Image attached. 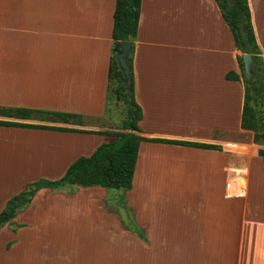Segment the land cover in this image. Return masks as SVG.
Instances as JSON below:
<instances>
[{
  "label": "crops",
  "instance_id": "obj_1",
  "mask_svg": "<svg viewBox=\"0 0 264 264\" xmlns=\"http://www.w3.org/2000/svg\"><path fill=\"white\" fill-rule=\"evenodd\" d=\"M247 1L264 62V0ZM114 8L115 0H0V108L75 113L81 123L42 114L0 120L112 132L100 121L108 113ZM241 54L215 0H141L132 61L138 134L220 149L139 143L126 199L146 240L110 230L119 215L107 210L103 187L70 195L39 189L1 226L0 264H264V163L253 131L240 126L243 83L225 77L240 75ZM110 137L0 125V212L28 183L59 178ZM236 164L247 171L246 197L212 193L220 170ZM159 168L165 180L150 172ZM187 169L196 170L192 183L207 186L195 200L155 187L182 184Z\"/></svg>",
  "mask_w": 264,
  "mask_h": 264
},
{
  "label": "trees",
  "instance_id": "obj_2",
  "mask_svg": "<svg viewBox=\"0 0 264 264\" xmlns=\"http://www.w3.org/2000/svg\"><path fill=\"white\" fill-rule=\"evenodd\" d=\"M140 1L115 0L113 12L112 47L107 75V101L109 103L113 94L115 98L121 99L126 106V114L121 123L122 131L99 132L59 125L0 120V125L6 126L42 128L67 132L104 133L114 136L110 141L100 143L90 155H81L74 159L59 178H40L28 183L23 190L9 198L4 209L0 212V228L3 224L12 220L17 212L27 208L34 194L41 188L61 190L65 185H76L79 187L99 186L106 190H130L139 143L141 141L220 149V145L215 144L180 139L148 138L138 134L140 132L138 121L141 119L142 110L134 98L132 61L134 42L138 30ZM215 2L233 35L236 49L241 53H250L252 55L253 66L248 79L245 77L241 55H237L240 75L235 71H230L226 73L225 77L230 80L242 81L244 95L240 126L241 128L253 131L254 143L264 145V62L255 40L248 1L215 0ZM122 40H130L132 42L131 52L128 57L131 76L128 90L125 89V80L115 58L116 53L120 50ZM39 114H42L39 118L44 121L81 123V115L75 113L30 108H0V115L7 117L30 120L35 119V116ZM258 155L264 163V148L260 147L258 149ZM75 191L71 190L65 193L70 195ZM116 197L117 201L121 204L122 210L126 213L125 223L127 224L124 225V228L136 233L141 239L146 240L143 228L139 226L135 219L134 208L127 204V199H125L124 195ZM105 202L107 204V198Z\"/></svg>",
  "mask_w": 264,
  "mask_h": 264
},
{
  "label": "rangeland",
  "instance_id": "obj_3",
  "mask_svg": "<svg viewBox=\"0 0 264 264\" xmlns=\"http://www.w3.org/2000/svg\"><path fill=\"white\" fill-rule=\"evenodd\" d=\"M173 1H178V0H173ZM255 7L257 8V4H255ZM114 86V83H113ZM108 113L106 114V118L105 120L100 121L101 125L110 129L113 132H119L122 131V120L125 117L126 114V106L124 105L123 101L121 99H117L115 98V96L112 94L111 95V99L109 100L108 103ZM114 136L111 135L110 139H113ZM66 142V141H64ZM67 144V142L65 143ZM259 147L264 148V145L259 144ZM182 169V168H181ZM184 169V168H183ZM232 169V173L234 174V170H239V169H243L241 167L240 164H236L235 168H230L229 167L227 169H221L220 170V183L211 186V191L212 193L215 194H219V193H223V197L224 193H225V179L226 177L230 174V171ZM151 173L156 174L157 176L161 177L163 180H165L166 175L168 174V171L164 170V169H153L150 170ZM183 172L185 175L181 176L183 178L182 180V184H174L173 182L170 184H160L159 186H155L158 189H162V188H169L171 190L174 189H178V191H181L185 194V196H188V198H190L191 200H195L199 195H201V193L204 191L205 188H207V186H202L201 184H194L192 183L190 180H193V178L189 177L188 174H195L196 170L195 169H187V170H180V173ZM148 173L149 170H147L146 172V178H148ZM232 174V175H233ZM176 177L179 176H174L173 173L171 174V176L169 177V179L171 180H175L176 182L177 179ZM186 177V178H185ZM254 179V177H252V180ZM179 180V178H178ZM251 180V188L253 185V181ZM259 186V182L255 184V187L258 188ZM154 187V186H152ZM80 187L76 186V185H65L62 187L61 190L59 189H54L55 191H64V192H69L71 190H78ZM109 194L107 196V204H106V208L108 211L111 212H116L119 217H117V223L110 226V230H112L115 233H118L120 231V229L122 227H124L125 224V219H126V213L122 210L121 208V204L117 201V197L116 196H121L124 195L125 199H126V192L123 189H107ZM226 199V198H225ZM227 200H231V199H227ZM238 200V199H237ZM174 202V201H173ZM128 204V203H127ZM129 205V204H128ZM131 206V205H129Z\"/></svg>",
  "mask_w": 264,
  "mask_h": 264
},
{
  "label": "water",
  "instance_id": "obj_4",
  "mask_svg": "<svg viewBox=\"0 0 264 264\" xmlns=\"http://www.w3.org/2000/svg\"><path fill=\"white\" fill-rule=\"evenodd\" d=\"M131 48H132V42L130 40H122L120 43V50L116 53L115 56L118 68L122 72V75L125 80L126 90H128L129 85L131 83L130 69L128 64V57L130 55ZM241 57L243 61V69H244L245 77L248 79L252 71L253 58L250 53H242Z\"/></svg>",
  "mask_w": 264,
  "mask_h": 264
},
{
  "label": "built area",
  "instance_id": "obj_5",
  "mask_svg": "<svg viewBox=\"0 0 264 264\" xmlns=\"http://www.w3.org/2000/svg\"><path fill=\"white\" fill-rule=\"evenodd\" d=\"M234 177L225 183V193L226 199L236 200L244 199L247 194V171L244 169L234 170ZM245 181V182H243Z\"/></svg>",
  "mask_w": 264,
  "mask_h": 264
}]
</instances>
